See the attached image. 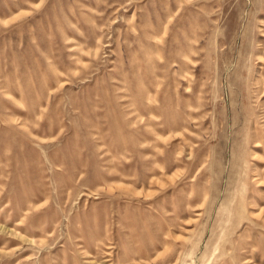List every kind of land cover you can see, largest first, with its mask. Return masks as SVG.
<instances>
[{
  "label": "rangeland",
  "instance_id": "obj_1",
  "mask_svg": "<svg viewBox=\"0 0 264 264\" xmlns=\"http://www.w3.org/2000/svg\"><path fill=\"white\" fill-rule=\"evenodd\" d=\"M0 264H264V0H0Z\"/></svg>",
  "mask_w": 264,
  "mask_h": 264
}]
</instances>
